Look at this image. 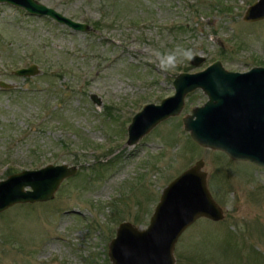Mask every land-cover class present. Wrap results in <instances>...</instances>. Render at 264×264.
Masks as SVG:
<instances>
[{"label": "rangeland", "instance_id": "374dc122", "mask_svg": "<svg viewBox=\"0 0 264 264\" xmlns=\"http://www.w3.org/2000/svg\"><path fill=\"white\" fill-rule=\"evenodd\" d=\"M39 1L93 30L0 4V83L10 85H0V181L48 164L78 170L54 199L0 212V264H113L119 225L147 228L164 188L201 159L224 218L191 224L176 264H264V168L193 140L184 117L208 100L202 89L178 116L127 144L133 117L174 95L180 73L216 60L229 71L264 67V19L244 20L258 0ZM177 46L203 61L161 72L151 50ZM33 64L39 74H15Z\"/></svg>", "mask_w": 264, "mask_h": 264}, {"label": "water", "instance_id": "95a60500", "mask_svg": "<svg viewBox=\"0 0 264 264\" xmlns=\"http://www.w3.org/2000/svg\"><path fill=\"white\" fill-rule=\"evenodd\" d=\"M26 10L29 14L50 17L74 31L89 32L92 27L76 21L39 0H0ZM264 19V0L248 7L244 20ZM203 57L195 55L192 63ZM40 73L37 64L15 70V74L31 77ZM175 94L160 104L149 103L138 112L129 126L128 145L136 144L161 122L178 116L186 97L202 89L208 100L184 117L185 129L198 144L226 152L232 159L248 161L264 168V67L246 72L227 70L217 60L206 69L183 72L174 79ZM1 86L10 85L1 81ZM97 105L102 99L92 94ZM204 160H198L183 171L163 190L150 223L141 229L132 222H122L109 245L113 264H176L175 247L183 232L200 217L219 221L224 211L213 198L207 184ZM76 166L49 164L28 169L0 181V212L18 203H34L54 199L61 183L77 172Z\"/></svg>", "mask_w": 264, "mask_h": 264}, {"label": "clouds", "instance_id": "9594fccd", "mask_svg": "<svg viewBox=\"0 0 264 264\" xmlns=\"http://www.w3.org/2000/svg\"><path fill=\"white\" fill-rule=\"evenodd\" d=\"M151 62L155 63L161 72L175 71L181 62L193 59L190 49L177 46L173 50L161 52L153 49L150 52Z\"/></svg>", "mask_w": 264, "mask_h": 264}, {"label": "trees", "instance_id": "16d2710c", "mask_svg": "<svg viewBox=\"0 0 264 264\" xmlns=\"http://www.w3.org/2000/svg\"><path fill=\"white\" fill-rule=\"evenodd\" d=\"M97 26H100V23L99 22H96Z\"/></svg>", "mask_w": 264, "mask_h": 264}]
</instances>
